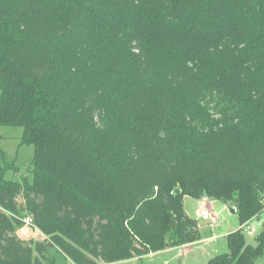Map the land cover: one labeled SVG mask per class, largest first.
<instances>
[{
  "label": "trees",
  "instance_id": "trees-1",
  "mask_svg": "<svg viewBox=\"0 0 264 264\" xmlns=\"http://www.w3.org/2000/svg\"><path fill=\"white\" fill-rule=\"evenodd\" d=\"M0 125L35 147L32 180L0 150V264L195 243L186 197L242 224L264 211V0H0ZM28 215L51 242L17 235ZM251 235L207 264H254Z\"/></svg>",
  "mask_w": 264,
  "mask_h": 264
},
{
  "label": "rangeland",
  "instance_id": "rangeland-1",
  "mask_svg": "<svg viewBox=\"0 0 264 264\" xmlns=\"http://www.w3.org/2000/svg\"><path fill=\"white\" fill-rule=\"evenodd\" d=\"M22 136V127L0 125V150L5 151L8 155V163L15 161V164L19 167L18 172H15L14 170H8L5 173L6 179H20L21 176H28L30 180L33 179V176L28 171V168L34 158L35 147L32 144L22 143ZM5 164L7 163L0 155V168ZM19 201L22 202V199L19 198ZM201 205H203L202 199H199L198 202L191 200L188 205L189 212L192 214L191 216L198 220L197 228L199 229L200 233V243L192 246L190 252L185 253L184 256L179 257L177 260L172 261L170 264H207V261L216 254L226 253L229 251L227 236L228 234H220L223 232H229L233 228L238 227L239 218L237 214L232 212L231 208L227 206L225 207L223 203H217L215 205L213 204L214 209L208 203L210 210L214 214H216L221 223V225H215L213 224V222L200 219L199 210ZM256 217L264 218V211L252 218ZM31 232L33 234L34 241L40 240L51 242V238H47L48 236H46V234L42 232L38 227H33L31 229ZM244 234L246 235L248 243L252 245L257 244L255 235H250L247 232H244ZM168 248L171 247L165 246L161 250H165ZM152 252L157 251H149L147 254ZM47 255L55 258L57 264H75V262L71 258L67 257L61 251L59 246H55L49 249L47 251ZM165 258L166 256H157L152 260L144 259L140 261H130L125 263L116 262L110 264H165ZM254 264H264V251L262 255L256 259Z\"/></svg>",
  "mask_w": 264,
  "mask_h": 264
},
{
  "label": "built area",
  "instance_id": "built-area-1",
  "mask_svg": "<svg viewBox=\"0 0 264 264\" xmlns=\"http://www.w3.org/2000/svg\"><path fill=\"white\" fill-rule=\"evenodd\" d=\"M202 201H203V205L200 206V210H199L200 219L204 221H210V222H213V224H216L217 216L210 210L208 206L210 199L207 197H204ZM23 221H24V224L18 228L17 235L20 238L25 239V240L33 238V234L31 232V229L35 227L33 217L31 215H28L23 219ZM263 225H264V218L256 217V218H252L240 224L239 229L249 234H255V233H258V231L261 228H263Z\"/></svg>",
  "mask_w": 264,
  "mask_h": 264
},
{
  "label": "crops",
  "instance_id": "crops-1",
  "mask_svg": "<svg viewBox=\"0 0 264 264\" xmlns=\"http://www.w3.org/2000/svg\"><path fill=\"white\" fill-rule=\"evenodd\" d=\"M191 200L198 202L199 199H195L193 197H186L185 198V208H186L187 212L190 215H192V214L189 212L188 205L191 202ZM217 203H220L221 204L222 202H220L218 200H215V199H210V201H209V204H210V206L213 209H214L213 204L215 205ZM224 206L226 207V205H224ZM218 224L221 225L219 219L217 218V223L215 225H218ZM239 225H238L237 228H233L229 232H223L220 235L229 234L231 232L236 231L239 228ZM199 243H200V240L197 241V242H195V243L189 244V245H184V246H180V247H171V248H168V249H165V250H161V251H157V252H152V253H149V254H147L145 256H142V257H136V258H132V259H128V260L117 261V263H125V262H130V261H140V260H144V259L152 260V259H154L157 256H166L164 263L165 264H170L172 261L177 260L181 256H184L185 253L190 252L191 247L192 246H195V245H197ZM112 263H116V262H112ZM102 264H110V263H102Z\"/></svg>",
  "mask_w": 264,
  "mask_h": 264
},
{
  "label": "water",
  "instance_id": "water-1",
  "mask_svg": "<svg viewBox=\"0 0 264 264\" xmlns=\"http://www.w3.org/2000/svg\"><path fill=\"white\" fill-rule=\"evenodd\" d=\"M231 210H232V212H234V213L236 212V209H235L234 207L231 208Z\"/></svg>",
  "mask_w": 264,
  "mask_h": 264
}]
</instances>
